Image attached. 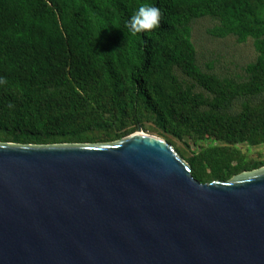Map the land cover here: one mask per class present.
<instances>
[{"label":"trees","instance_id":"1","mask_svg":"<svg viewBox=\"0 0 264 264\" xmlns=\"http://www.w3.org/2000/svg\"><path fill=\"white\" fill-rule=\"evenodd\" d=\"M143 4L161 10L160 26L132 35ZM204 18L212 38L252 40L245 81L199 67L191 23ZM0 81V143L110 144L152 122L213 142L176 151L202 184L264 167L237 148L264 144V0H0Z\"/></svg>","mask_w":264,"mask_h":264},{"label":"water","instance_id":"2","mask_svg":"<svg viewBox=\"0 0 264 264\" xmlns=\"http://www.w3.org/2000/svg\"><path fill=\"white\" fill-rule=\"evenodd\" d=\"M0 264H264V167L202 184L140 128L0 143Z\"/></svg>","mask_w":264,"mask_h":264},{"label":"rangeland","instance_id":"3","mask_svg":"<svg viewBox=\"0 0 264 264\" xmlns=\"http://www.w3.org/2000/svg\"><path fill=\"white\" fill-rule=\"evenodd\" d=\"M215 25L216 22L210 18L191 23V40L196 50L199 67L205 71L207 70L206 66L212 65L213 70L210 73L219 79H231L238 83L245 81L243 69L246 65L254 62L257 57L252 40H248L244 44H237L233 37L212 38L207 31ZM146 125L149 130L148 132L142 131L144 134L169 142L172 149L182 153L185 159L213 144L212 141H205L195 145L187 137L178 140L170 135L161 134L152 122H148ZM237 148L245 159L264 160V144L253 148H248L243 144Z\"/></svg>","mask_w":264,"mask_h":264},{"label":"clouds","instance_id":"4","mask_svg":"<svg viewBox=\"0 0 264 264\" xmlns=\"http://www.w3.org/2000/svg\"><path fill=\"white\" fill-rule=\"evenodd\" d=\"M161 16L162 12L158 7L143 4L131 16L127 28L132 35L150 32L160 26Z\"/></svg>","mask_w":264,"mask_h":264}]
</instances>
